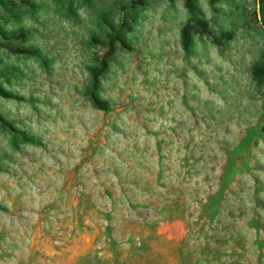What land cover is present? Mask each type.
Returning <instances> with one entry per match:
<instances>
[{"label": "rangeland", "instance_id": "374dc122", "mask_svg": "<svg viewBox=\"0 0 264 264\" xmlns=\"http://www.w3.org/2000/svg\"><path fill=\"white\" fill-rule=\"evenodd\" d=\"M191 3L0 0V264H264V0Z\"/></svg>", "mask_w": 264, "mask_h": 264}, {"label": "trees", "instance_id": "16d2710c", "mask_svg": "<svg viewBox=\"0 0 264 264\" xmlns=\"http://www.w3.org/2000/svg\"><path fill=\"white\" fill-rule=\"evenodd\" d=\"M186 6L189 10H192V3L191 0H185ZM183 45L185 48H187L189 46V41H190V26L187 25L184 29H183Z\"/></svg>", "mask_w": 264, "mask_h": 264}]
</instances>
